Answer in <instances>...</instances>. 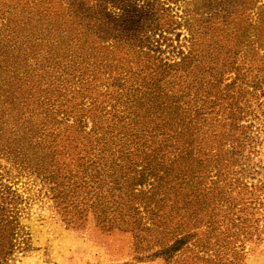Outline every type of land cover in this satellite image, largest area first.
<instances>
[{"label": "rangeland", "instance_id": "1", "mask_svg": "<svg viewBox=\"0 0 264 264\" xmlns=\"http://www.w3.org/2000/svg\"><path fill=\"white\" fill-rule=\"evenodd\" d=\"M101 7L98 38L125 44L104 53L119 56L113 75L124 77L126 106L119 100L113 110L116 88L106 90L100 69L75 65L54 93L61 100L55 120L76 133L112 136V168L128 181L103 184L93 201L59 169L44 176L0 154V213L10 220L0 221V264H264V109L256 118L253 101L252 113L237 99L229 105L223 85L232 75L224 56L214 60L230 25L233 50L242 49L264 0H110ZM70 22L61 23L65 41L93 37ZM34 37L0 19V104L16 82L29 80L40 43ZM83 73L94 75L85 91ZM226 196L233 217L248 221L230 223ZM253 221L261 238L243 241L240 229Z\"/></svg>", "mask_w": 264, "mask_h": 264}, {"label": "trees", "instance_id": "2", "mask_svg": "<svg viewBox=\"0 0 264 264\" xmlns=\"http://www.w3.org/2000/svg\"><path fill=\"white\" fill-rule=\"evenodd\" d=\"M109 3L110 0H0V19L3 25L28 27L35 35L34 42L40 41L34 44L36 48L32 56L35 58L32 68L29 69L31 71L29 80L16 82L10 101L8 103L3 101L0 104V154L9 156L12 163H17L24 169L34 170L44 176H48L49 167L59 169L60 178L66 179L69 186L75 188L84 186L88 197L93 201L98 197L103 184L116 182L122 185L128 181L126 172L120 170L121 174L117 177L115 169L112 168L115 165L112 158V145L115 139L111 138L112 136L104 137L94 129L91 134L82 131L76 133L72 130L74 125H66L61 120L56 121L55 116L59 114L54 107L60 104L61 100L59 94L54 93H58V83H62L61 75L65 69L83 65L93 74L100 69L107 75L105 84L108 86L104 85L107 91L110 85L116 88L111 90L116 93L113 98L114 104H110L113 110L119 100L121 106H126L128 99L121 101L122 84H119L125 83L124 77L119 78L121 72L113 75L116 67L113 61H117L119 56L108 57L109 54L104 53L109 47L118 48V45L124 49L125 44L114 45L112 39L97 36V30L104 26L101 25L103 17L101 20L98 19L99 15L104 14V7L101 6ZM257 17V21L252 25V34L245 40L241 50H233L231 34L236 26L230 25L226 29L224 39L216 42L218 55L214 57L216 61L224 56L225 71L227 75H232L223 85L229 89L228 100L231 101L228 104L233 105L234 101L239 100L244 106L243 109H250L248 111L252 113L253 101L255 107L260 109L258 116L252 113L256 118L264 109V100L258 102V98L264 96V12ZM65 18L72 21L70 22L72 27L78 25L79 29L89 30L93 37L91 35L87 37V32H84L79 36L73 35L66 41L64 37L62 39L61 23ZM43 29L47 31L42 37L39 35ZM53 30L59 32L60 36ZM50 31L54 34H50ZM41 41L44 45H41ZM21 74L25 76L24 73ZM83 75L85 78L82 80L80 78V81L84 79L80 87L85 91L88 90L86 84L94 80V75L89 73L90 79L86 74ZM44 76H47V79ZM92 97L90 93L89 98ZM243 109L241 108L242 111ZM72 122L73 124L77 122L76 116ZM234 122L231 120L230 124ZM231 164L233 165V160ZM223 202L225 209L233 217L235 204H230L229 196H226ZM104 208L107 209L109 206L104 203ZM241 210L242 208L238 209L239 212ZM0 216V221L10 222L2 213ZM106 218L108 219L105 220L106 223H110L112 217ZM231 220L232 224H236L234 222L236 220L238 224L248 221L243 214L236 215ZM253 222L240 229L245 237L243 241H258L261 238V230L257 228L258 224Z\"/></svg>", "mask_w": 264, "mask_h": 264}]
</instances>
